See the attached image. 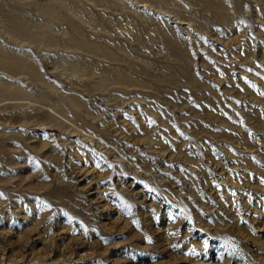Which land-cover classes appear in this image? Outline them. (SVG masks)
I'll return each mask as SVG.
<instances>
[{"label": "rangeland", "instance_id": "rangeland-1", "mask_svg": "<svg viewBox=\"0 0 264 264\" xmlns=\"http://www.w3.org/2000/svg\"><path fill=\"white\" fill-rule=\"evenodd\" d=\"M0 264H264V0H0Z\"/></svg>", "mask_w": 264, "mask_h": 264}]
</instances>
